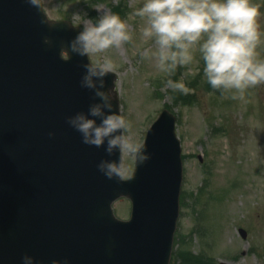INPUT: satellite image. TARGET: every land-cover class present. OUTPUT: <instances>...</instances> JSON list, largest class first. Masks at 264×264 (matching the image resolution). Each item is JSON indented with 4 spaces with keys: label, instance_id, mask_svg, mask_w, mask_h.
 <instances>
[{
    "label": "water",
    "instance_id": "1",
    "mask_svg": "<svg viewBox=\"0 0 264 264\" xmlns=\"http://www.w3.org/2000/svg\"><path fill=\"white\" fill-rule=\"evenodd\" d=\"M81 30L27 0H0V264H169L183 181L176 117L164 110L148 130L150 158L130 180L107 179L97 166L119 151L84 144L67 123L101 102L81 87L88 58H61ZM114 81L103 90L119 113ZM122 195L130 221L110 208Z\"/></svg>",
    "mask_w": 264,
    "mask_h": 264
},
{
    "label": "rangeland",
    "instance_id": "2",
    "mask_svg": "<svg viewBox=\"0 0 264 264\" xmlns=\"http://www.w3.org/2000/svg\"><path fill=\"white\" fill-rule=\"evenodd\" d=\"M42 1L50 19L73 22L78 14L81 27L83 20L96 21L102 12L126 20L132 42L108 55L117 64L120 110L138 141L143 143L163 109L177 116L184 181L171 264H264V85L250 89L243 100L222 96L203 76L198 52L189 67L173 76L160 72L141 55L153 46L142 40L143 21L133 15L145 0ZM251 2L260 6L258 23L264 33V0ZM257 51L264 59V37ZM169 78H182L188 93L166 88ZM129 163L133 172L135 163ZM113 209L128 219L131 202L123 197ZM240 229L247 232L245 238Z\"/></svg>",
    "mask_w": 264,
    "mask_h": 264
},
{
    "label": "clouds",
    "instance_id": "3",
    "mask_svg": "<svg viewBox=\"0 0 264 264\" xmlns=\"http://www.w3.org/2000/svg\"><path fill=\"white\" fill-rule=\"evenodd\" d=\"M27 3L42 9V0ZM133 15L143 21L142 40L153 41V46L141 53L142 58L154 62L169 77L179 68L189 67L198 52L203 76L222 96L231 94L232 99L243 100L250 89L264 85V59L257 51L264 37L258 23L261 12L251 0H145ZM79 20V15H74L73 24ZM132 40L126 20L102 12L96 21L83 20L82 30L60 53L61 58L73 54L88 58L89 62L82 65L85 75L81 87L94 91V99L101 102L91 104L87 113L68 117L67 123L81 134L84 144L96 148L107 145L109 156L119 151L118 160L105 159L97 166L109 180L128 179L132 172L129 161L139 166L150 158L146 145L136 139L132 122L113 110L111 92L103 90L105 78L117 71L108 53L122 50ZM44 43L51 45L53 41L46 37ZM165 87L184 94L189 91L182 78H169ZM23 264L35 262L26 255Z\"/></svg>",
    "mask_w": 264,
    "mask_h": 264
},
{
    "label": "trees",
    "instance_id": "4",
    "mask_svg": "<svg viewBox=\"0 0 264 264\" xmlns=\"http://www.w3.org/2000/svg\"><path fill=\"white\" fill-rule=\"evenodd\" d=\"M187 260V259H186ZM187 264V263H186Z\"/></svg>",
    "mask_w": 264,
    "mask_h": 264
}]
</instances>
